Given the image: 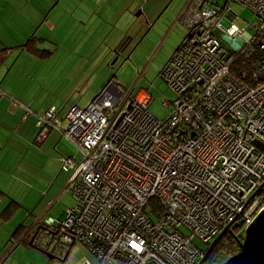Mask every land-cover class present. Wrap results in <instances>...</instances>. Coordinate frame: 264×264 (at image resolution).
I'll return each mask as SVG.
<instances>
[{
    "label": "built area",
    "instance_id": "built-area-1",
    "mask_svg": "<svg viewBox=\"0 0 264 264\" xmlns=\"http://www.w3.org/2000/svg\"><path fill=\"white\" fill-rule=\"evenodd\" d=\"M227 2L262 24L240 30L228 11L189 0L179 15L187 34L159 74L174 96L165 119L149 112L146 91L132 96L115 83L66 113L61 132L82 156L67 184L75 204L32 239L57 264L78 245L80 264H198L204 250L193 239L208 248L264 211V152L253 145L264 144V62L248 81L231 74L257 35L264 50V0ZM56 114L39 118L42 137L60 128Z\"/></svg>",
    "mask_w": 264,
    "mask_h": 264
},
{
    "label": "rangeland",
    "instance_id": "rangeland-1",
    "mask_svg": "<svg viewBox=\"0 0 264 264\" xmlns=\"http://www.w3.org/2000/svg\"><path fill=\"white\" fill-rule=\"evenodd\" d=\"M148 1H150L148 3L150 6L156 0ZM163 1L162 8H164V13L158 19L157 24L153 25L151 30L139 37L138 40L129 42L130 45L127 43L125 51L119 59L112 56L105 62L103 67L100 62L97 63L93 60L83 69V73L79 75L83 64L78 63L79 61L74 57L73 64L68 65L64 70L61 68L62 74L59 76L56 73L60 67L38 65L36 62L30 64L31 61L29 59L22 58L24 60H19V63L12 67L11 71L3 79V73H6L11 65L9 63L5 68H1L0 83L4 85L10 83V86L14 87L19 80L20 83L16 88L19 90L28 88L26 87L27 85L35 86L40 93L38 98L41 99L43 97L45 100L50 97L49 93L53 91V95L59 94L57 97L62 98L58 107L62 106L61 102L63 103L71 97L68 100L71 103L67 101L65 106L61 108L64 110L63 113H59V119H61L65 117L70 106L75 105L78 109H84L94 99V93L89 87L97 74L101 76L104 85L114 77L112 82L119 84L126 94L130 92L135 94L139 90H145L152 98L148 107L149 112L158 119H165L171 111V108L166 106L165 102H171L174 96L160 78L159 73L163 67V57L165 58L167 54L166 58H171V54L187 34L184 24L178 21V17L189 0ZM208 1L210 4L209 6L207 4L209 9H224V11H228L234 17V25L240 30H246L254 25L262 24V21L244 6L227 2V0ZM78 4H80V1H78ZM93 4H96V1ZM141 6L147 8L146 4ZM143 15L144 17L141 16V20L145 19V14L143 13ZM159 16L156 15L155 20ZM46 19L49 20V18ZM175 22H179L177 23L178 27L167 31L168 28H172ZM144 27L147 28L145 25L141 28ZM135 29L137 27H134ZM169 34L171 35L166 40ZM73 36L75 37L76 35ZM106 43L103 44L108 47ZM121 44L122 41L118 42L116 47ZM40 50L44 49L39 47ZM169 50L170 52H168ZM103 51L107 53L109 50L105 48ZM111 63H114L113 66H110ZM102 68L104 70L103 73H101ZM70 72L71 74H69ZM50 98L52 101H58L57 98L53 99V96ZM32 111L24 109L25 120L28 118L26 123L20 122L18 118L14 119L12 128L8 129L10 132L9 136L3 137L0 145V189L4 194V200L0 205V264H57V261H50L39 249L33 246L29 247L27 243L20 239L31 228L36 219L38 223H44L48 219L57 222L59 215L65 212L67 208H72L75 204L68 187L65 186L68 184L75 168L81 163L82 156L60 132L67 127V121L64 119L61 127L55 128V131L47 128L49 136L47 134L42 137L37 122L44 114L37 117L33 116L35 113ZM57 120L55 118V121ZM35 123L36 129L33 130V124L35 125ZM17 125L21 126L20 130H17ZM15 131H17L16 134ZM25 136L28 139L33 138L32 141H29L30 143L27 140L24 141ZM44 140L45 144L39 147ZM253 145L264 152L263 143L254 141ZM12 156H14L13 159ZM68 158H74L75 167L72 169H64L63 167V159ZM55 167L58 170L53 176L54 178H50L55 171ZM60 172L61 175H59ZM11 199H15L19 204L21 201V207L12 219L10 218L5 222L1 218L2 209L5 203ZM45 211L46 213L42 214ZM39 217H42V220ZM21 225L25 231L15 237ZM181 231L185 235L188 234L183 228ZM240 236H244V230L241 231ZM192 242L200 249L207 250V246H204L198 240L193 239ZM83 256H85L84 248L78 245L72 250L68 263L80 264ZM111 264L122 263L112 260Z\"/></svg>",
    "mask_w": 264,
    "mask_h": 264
},
{
    "label": "crops",
    "instance_id": "crops-1",
    "mask_svg": "<svg viewBox=\"0 0 264 264\" xmlns=\"http://www.w3.org/2000/svg\"><path fill=\"white\" fill-rule=\"evenodd\" d=\"M78 1H80V4H78ZM94 1H96V4H93ZM162 1H153L149 6L148 3L150 1L148 0H0V56L4 55L0 70L1 68H5L9 63L11 65L10 68L7 67V72L3 73L2 79L22 58L29 59L31 61L30 64L36 62L38 65L43 64L57 66V68L60 67L56 73L59 76L62 74L61 68L64 70L68 65L73 64L74 57L77 58L78 63L83 64L82 69H79V75L83 73V69L90 62H93V60L97 63L100 62L103 67L105 62L114 56L113 52L115 49L125 44V42L129 44L133 40H138L139 37L148 33L153 25L157 24L158 19L164 13V8H162L164 1ZM145 4L147 8L141 6ZM93 13L96 14L94 15ZM143 13L145 14V19L143 18L141 20V16L144 17ZM156 15L160 16L158 18L156 17L157 19L155 20ZM46 18H49L50 22ZM177 23L179 22L173 23V25H176H172V28H168L167 31L178 27ZM143 25L147 26V28H141ZM134 27H137L139 30H134ZM73 35L76 36L74 37ZM170 35L167 36L166 40H168ZM121 41L122 44L116 47L118 42ZM103 43H106L108 47ZM39 47L44 50L39 51ZM102 48L103 50L107 48L109 51L105 53ZM98 50L99 52H97ZM166 57L167 54L165 58L163 57V66L170 59V57ZM103 71L102 68L101 73ZM99 76L97 74L89 87L95 97L109 83L104 85L101 76ZM19 83L18 80L14 87H11L12 85L10 86V83L7 85L0 83V92L3 94L0 97V145L2 138L9 136L10 132L8 129L12 128L15 118H18L20 122L26 123L28 118L25 120L24 109L33 110L32 112L35 113L33 116L38 117L54 108L57 112V121H60L59 126L61 127L62 122H64V118L59 119V113L64 112L61 108L65 106L71 97L63 102L64 104L61 102L62 106L58 107L59 102L62 100V98L57 97L59 94L53 95V91L49 93L50 97L53 96V99L57 98L58 101H52L50 97L46 100L43 97L39 99L38 96L40 93L35 86L27 85L26 87L28 88L19 90L16 89ZM143 91L145 90H139L135 94L130 92V94L135 96ZM68 102L71 103V101ZM72 107L76 106H70V108ZM20 128L21 126L17 125V130H20ZM32 129H36V123L35 125L33 124ZM50 129L52 131L56 130L55 127ZM16 133L17 131H15ZM32 139H28L25 136L24 141L27 140L29 142ZM45 140L39 147L45 144ZM13 158L14 156H12ZM57 170L58 168L55 167V171L50 178L55 176ZM59 175H61V172ZM65 187H67V184ZM0 191L2 192L1 189ZM3 200L2 197L0 205ZM20 204L15 199L6 202L2 212L6 208L8 210L4 214L2 213V220L6 222L8 219H12L20 209ZM46 211L42 214H45ZM64 213L62 212L59 215L57 218L58 221L63 218ZM41 218L39 217V219ZM39 224L36 219L28 231L31 232L35 228L34 233L36 234ZM22 228L24 227L21 225ZM34 233L32 237L35 236ZM23 237L20 240H23ZM27 245L31 247L30 244Z\"/></svg>",
    "mask_w": 264,
    "mask_h": 264
},
{
    "label": "trees",
    "instance_id": "trees-1",
    "mask_svg": "<svg viewBox=\"0 0 264 264\" xmlns=\"http://www.w3.org/2000/svg\"><path fill=\"white\" fill-rule=\"evenodd\" d=\"M263 40L262 35H257L253 41L251 42L250 46L246 48V50L243 53L237 54V57L235 58L232 66H231V74L237 77L240 81H248L249 78L252 75V65L258 62H264V50L259 49V43ZM121 47V46H120ZM119 47V48H120ZM118 49V48H117ZM4 60V55L0 56V65L2 64ZM114 80V77L109 81L108 84H110ZM3 193L0 191V201L2 199ZM8 208L5 209L3 212L6 213ZM160 213L155 212V217H160ZM35 229V228H34ZM34 229L30 231H27L24 234L23 242L30 244V246L35 247L31 241L32 233H34ZM25 230L21 227L19 230H17L16 235H20ZM241 231H243L241 228L235 227L231 231L227 232L223 238L218 242V244L214 247L212 250L210 256L208 257L205 264H222L225 262L228 258L234 256L239 252V243L243 242L244 236L241 237ZM15 235V237H17ZM39 249V248H37ZM41 252H43L47 257L52 256L41 249H39ZM205 253V251L203 252ZM50 261H53L52 259Z\"/></svg>",
    "mask_w": 264,
    "mask_h": 264
},
{
    "label": "water",
    "instance_id": "water-1",
    "mask_svg": "<svg viewBox=\"0 0 264 264\" xmlns=\"http://www.w3.org/2000/svg\"><path fill=\"white\" fill-rule=\"evenodd\" d=\"M113 53L114 55H118L122 52L118 53L116 49ZM113 64L114 63H111L110 66H113ZM258 193L259 190L254 194V196ZM227 230L228 229L224 230L209 245L198 264H205L212 250L227 233ZM48 259L51 260L52 258L49 257ZM223 264H264V211L261 212L253 223L244 230V239L243 242L239 243V252L230 257Z\"/></svg>",
    "mask_w": 264,
    "mask_h": 264
},
{
    "label": "flooded vegetation",
    "instance_id": "flooded-vegetation-1",
    "mask_svg": "<svg viewBox=\"0 0 264 264\" xmlns=\"http://www.w3.org/2000/svg\"><path fill=\"white\" fill-rule=\"evenodd\" d=\"M127 43H128V42H125V44H123L120 48L117 49L118 53H120V52L123 53V52L125 51L124 49H125ZM122 53H121V54H118V55H114L113 57L119 59L120 56L122 55ZM32 234H33V233H32ZM34 234H35V233H34ZM32 236H33V235H32ZM207 249H208V248H207Z\"/></svg>",
    "mask_w": 264,
    "mask_h": 264
}]
</instances>
